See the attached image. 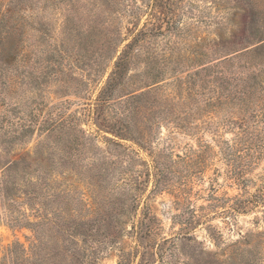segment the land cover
<instances>
[{
	"label": "trees",
	"instance_id": "16d2710c",
	"mask_svg": "<svg viewBox=\"0 0 264 264\" xmlns=\"http://www.w3.org/2000/svg\"><path fill=\"white\" fill-rule=\"evenodd\" d=\"M204 1L215 7H250L264 21V0ZM60 3L68 11L65 30L72 34L78 23L86 39L83 49H89V42L98 44L97 82L108 74L78 114L67 112L64 104L56 112L53 107L45 110L39 98L50 83L63 81L62 93L71 88L86 93L88 88L69 82L66 52H45L47 28L37 43L28 39V13ZM186 16L191 22L184 24ZM218 20L194 0H0V213L7 209L12 225L34 232L29 246L19 241L10 245L1 264H104L99 255L114 248L126 232L136 245L119 249L117 264H264V230L240 233L225 243L212 222L221 218L236 230L240 216L253 214L254 223L264 227V178L251 176L264 158V28L254 36L260 45L211 58L185 74L170 71L171 57L151 48L153 40L168 36L178 40L170 39L162 52H193L196 44L207 45L195 33L202 26L222 25ZM209 46L223 51L217 40ZM139 64L144 68L130 73ZM83 119L96 129H83ZM164 123L196 137V146L187 145L182 153L170 142L156 147L153 139ZM227 129L233 132L230 138L222 134ZM206 131L212 143L198 137ZM35 136L43 138L41 144L14 159L17 147ZM94 136L109 142L110 151L93 144ZM215 158L224 168L214 169L209 187L195 190ZM71 176L86 184L92 209L85 198H80L85 212L66 208L63 202L72 198L60 178ZM219 176L226 179L224 187ZM149 184L151 192L170 191L179 210L173 218L179 231L154 243L145 239L159 234L157 217L146 212L139 219ZM229 187L237 192L230 194ZM53 204L56 210L51 212ZM127 220L129 229L123 227ZM198 228L218 246L225 243L221 251L203 257L193 244ZM50 233L57 238L54 250ZM180 255L191 263H181Z\"/></svg>",
	"mask_w": 264,
	"mask_h": 264
},
{
	"label": "rangeland",
	"instance_id": "374dc122",
	"mask_svg": "<svg viewBox=\"0 0 264 264\" xmlns=\"http://www.w3.org/2000/svg\"><path fill=\"white\" fill-rule=\"evenodd\" d=\"M195 3L210 11L217 16L218 21L222 25H211L209 27L202 26L195 33V36L202 37L207 40V45L202 44L201 46H197L194 48L193 52H162V48H167L168 42L171 39L172 41H177L178 38H169L168 36H159L156 38L151 48L159 49V52H155L159 56L171 57L172 63L169 64L168 68L170 71L176 69L183 71L184 74L187 72H192L197 68H201L206 62H208L211 58L220 56L222 54H226L229 52H242L249 48H254L255 46L260 45L263 42H258L256 39L254 40V36L258 30H260L264 25V21L259 18V15L256 10H251L250 7L245 8V10L241 8H230L226 5L223 6H211L210 2L205 3L204 0H194ZM210 5V6H209ZM67 8L64 3H60L58 5H52L50 8L42 9L37 8L28 13V18L30 19V23L28 25V39L32 43H37L43 34V29L47 28L48 32L46 33V39L43 43V46L47 48L45 52H66L67 55L63 57L64 69L67 71L66 77L69 78V82L73 85H80L82 88H88L86 93H76L75 88H71L67 90L65 93L60 91V87L63 86V81L50 83L47 89H45V93L42 98L39 100H43L45 102L46 108L53 107V111L58 110L59 105L67 106V112H77L80 113L81 104L84 102H91L90 100L94 99L98 93L100 86H102L105 81L107 75L102 79L100 83L96 80V47L98 44L95 42H89V49L84 50L83 45L86 40L82 35V26L80 24L75 23L73 33L69 34L65 28L64 19L65 14L67 13ZM144 20V19H143ZM32 22V25H31ZM191 22L187 16L184 18V24ZM44 26H43V25ZM65 27V28H64ZM81 27V29H80ZM84 28V26H83ZM217 40L220 42L223 47H220L222 52H213V46H209L213 44V41ZM209 44V45H208ZM248 47V48H246ZM244 48V49H243ZM246 48V49H245ZM243 49V50H241ZM257 49V48H256ZM241 50V51H238ZM36 52H39L36 49ZM264 52V50H263ZM84 53L85 56H80L79 54ZM154 53V52H152ZM217 54V55H215ZM78 57H82L81 61L78 62ZM181 62L175 63L177 60ZM73 62L75 65L72 68H69V63ZM88 63V65H86ZM144 68V64H139L135 68L131 70L130 73L134 74L137 71L142 70ZM111 68H109L110 71ZM102 72V68L99 71V74ZM183 74V75H184ZM35 92V91H34ZM38 94H36L37 96ZM33 97V94L30 93V98ZM81 127L85 130L93 131L96 129L95 125L83 119L81 122ZM159 134L157 138H154L153 141L156 147H162L166 143L170 142L174 146L175 152L182 153L184 151L185 146L192 145L196 146L197 138L192 137L190 135H186L183 132L175 129L172 124L164 123L162 128L159 129ZM106 133H102L101 137ZM226 138H230L233 135L230 129L223 130L222 133ZM109 135V134H107ZM211 133L206 131L200 133L198 137L204 138L212 143ZM111 136V135H109ZM101 137L94 136V142H98L101 148L104 151H110L109 148H112L109 142H105V140ZM43 138L36 137L29 143L23 146H18L15 150L16 153L13 154V158L17 159L19 155L25 153L28 149H34L38 145L41 144ZM126 145L133 146L132 142H124ZM124 151V150H123ZM107 153V152H106ZM131 153V151L129 152ZM146 160L150 157L147 155L146 150H141L139 153ZM109 156V154H105ZM91 161V160H89ZM142 162L141 160L137 163ZM140 167L139 164H137ZM141 168V167H140ZM219 168L223 169L224 164L219 162L217 158L213 160L212 166L208 168L206 171L205 180L195 184V190L199 188H207L210 185L209 178L214 176V169ZM252 177L264 178V158L257 164L251 174ZM62 183H64V187L68 190V195L72 198V202L66 204V208H70L72 210L75 208L77 212H85L86 204L84 201L82 202L80 198H85L87 203L94 207V199L91 195V192L87 189L86 184H84L81 180L75 177H69L67 180L60 178ZM217 181L222 184L221 186H225L226 179L224 176H219ZM120 184V181L117 182ZM63 187V188H64ZM149 190L145 193L141 201V207L139 209V219L144 218V213L150 212V214L155 215L160 224V230L158 231L155 237L146 238L145 241H151L154 243V239L157 238V242L161 241L165 236H171V234L179 231V225L174 222V217L178 214L179 210L175 205V197L168 190L155 191L151 192V184H149ZM230 194H234L237 192L235 187L227 188ZM56 210V204H53L51 207ZM9 211L5 208L1 209L0 213V264L1 259L7 250V248L13 243L19 241L26 246H29L31 242L34 241V232L29 227L22 226H14L9 221ZM53 215V213H52ZM254 215L248 214L244 216H240L238 218V226H236V230L229 229V226L225 225L224 221L221 218H215L212 222L216 225L224 234L225 243L237 239L241 235L250 233V232H258L260 230H264L262 224L256 225L253 221ZM131 223L127 220L123 227L129 229ZM97 227V224L93 226ZM56 230V228H54ZM53 230V231H54ZM55 234V232H53ZM94 233V231H92ZM51 240L49 243L54 250V246L56 245L57 238L50 233ZM194 237L197 238V241L193 242L196 244L198 248L203 251V257H208V255L212 256V253L221 251V248L224 246H218L211 237L207 234L204 228H198L197 232L194 233ZM79 239H82L80 237ZM136 239L131 235H128L127 232L124 235H121L118 239V243L115 244L114 248H108L104 250L103 254L99 255L100 261L104 264H117L118 262V250L124 249L128 250L131 247L136 245ZM178 243L180 241L178 240ZM97 246V243H95ZM179 260L181 263H191V259L188 256L180 255ZM166 264V263H165ZM193 264V263H191ZM197 264V263H195Z\"/></svg>",
	"mask_w": 264,
	"mask_h": 264
}]
</instances>
